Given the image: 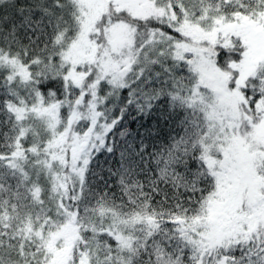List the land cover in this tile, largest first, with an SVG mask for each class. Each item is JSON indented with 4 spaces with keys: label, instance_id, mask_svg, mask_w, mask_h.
<instances>
[{
    "label": "snow or ice",
    "instance_id": "obj_1",
    "mask_svg": "<svg viewBox=\"0 0 264 264\" xmlns=\"http://www.w3.org/2000/svg\"><path fill=\"white\" fill-rule=\"evenodd\" d=\"M0 264H264V0H0Z\"/></svg>",
    "mask_w": 264,
    "mask_h": 264
},
{
    "label": "trees",
    "instance_id": "obj_2",
    "mask_svg": "<svg viewBox=\"0 0 264 264\" xmlns=\"http://www.w3.org/2000/svg\"><path fill=\"white\" fill-rule=\"evenodd\" d=\"M144 123H145V125L147 126V127H151V121H144ZM130 127L132 128V130L133 131H135V129H136V124L133 122V123H131L130 124ZM141 131H143V129H141ZM165 132H167V129H165ZM165 139H166V137H163V138H161L159 141H158V146H160V145H162L164 142H165Z\"/></svg>",
    "mask_w": 264,
    "mask_h": 264
}]
</instances>
